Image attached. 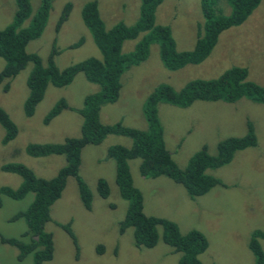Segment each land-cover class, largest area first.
I'll use <instances>...</instances> for the list:
<instances>
[{
    "label": "rangeland",
    "instance_id": "1",
    "mask_svg": "<svg viewBox=\"0 0 264 264\" xmlns=\"http://www.w3.org/2000/svg\"><path fill=\"white\" fill-rule=\"evenodd\" d=\"M88 1L53 0L42 35L31 41L27 50L39 54L46 64L53 48L58 68L88 57L100 58V51L81 19V8ZM97 1L107 28L119 21L132 25L139 18L140 0ZM38 2L32 0L33 11ZM67 2L72 4L71 11L56 32V21ZM220 5L225 7V13L229 12L226 0H221ZM14 10V0H0V30L12 21ZM155 22L170 26L178 50H190L202 22L200 0H163L156 10ZM137 40L126 41L123 50H132ZM77 41L80 45L72 47ZM3 66L0 57V70ZM232 66L246 67L250 81L264 84V0L241 25L223 31L209 56L199 64L167 70L161 62L158 45L151 44L148 57L123 73L120 97L114 103L102 105L100 119L107 124L121 122L127 127L146 129L142 106L161 84L178 90L188 80L213 79ZM31 69L29 63L11 78L8 90L3 87L6 81L0 84V106L18 130L14 139L4 143L5 131L0 125V187L17 189L21 185L19 175L1 170L9 162L22 163L39 177H53L65 164V157H32L26 153V145L61 142L65 137L78 136L81 116L77 109L86 95L99 90L83 73H77L67 86L48 84L33 115L26 116L24 101L29 92L26 79ZM59 99H64L69 108L45 124V114ZM157 114L166 149L179 168H185L203 146L210 155H215L219 141L244 136L248 123L254 125L256 144L236 151L230 162L207 169L206 174L220 183L200 197H190L181 184L166 176L144 177L139 171L138 158L130 160L129 166L134 186L142 191L143 211L147 215L173 220L181 234L195 228L206 236L208 247L199 256L203 264H255L248 240L254 229L264 230V103L246 98L233 103L195 100L187 107H178L161 102ZM129 140L125 136L108 135L99 145L88 144L82 149L79 173L91 191V209L83 205L76 179L68 177L60 197L50 207L51 220L45 224V230L53 235L54 251L52 259L44 264H180L181 252H174L161 240L160 226L158 241L152 248L135 245L132 227L121 230L128 202L120 194L115 179L116 162L107 155L106 148L117 143L127 146ZM99 178L107 182V198L98 193ZM33 198V192L20 199L0 194V235L29 241L27 236H21L27 229L24 219L10 218L26 210ZM67 222L76 242L62 226ZM98 244H102L104 253H96ZM261 244L264 251V239ZM17 254V248L0 242V264L17 262ZM20 264H32V254H27Z\"/></svg>",
    "mask_w": 264,
    "mask_h": 264
},
{
    "label": "trees",
    "instance_id": "2",
    "mask_svg": "<svg viewBox=\"0 0 264 264\" xmlns=\"http://www.w3.org/2000/svg\"><path fill=\"white\" fill-rule=\"evenodd\" d=\"M53 0H39L33 11L32 0H14L15 10L12 21L0 30V57L4 66L0 70V84L3 81L5 90L9 80L14 78L27 64L32 63L26 84L28 96L24 101V113L32 116L37 104L44 97L48 84L63 87L70 84L77 73H83L86 80L99 86L95 93L86 95L82 105L77 109L81 116L78 136L65 137L55 143H28L26 153L32 157L63 155L65 164L51 178L37 176L32 169L19 162H9L1 170L19 175L21 185L15 189L1 186L0 194L12 199H20L28 192L34 198L26 210L15 213L10 220L23 218L27 229L21 237L0 235V242L18 249L16 257L20 262L32 254V264H44L53 257L54 243L51 232L45 230V224L51 220L50 207L60 197L68 177L76 179L80 199L87 209H91V191L79 173L82 149L88 145H99L108 135L128 137V145L117 143L108 145L107 155L116 162V184L121 196L128 202L121 230L132 227L136 246L152 248L156 245L159 226L162 239L172 247L174 252H181L180 264H203L199 256L208 247L206 236L198 229L191 228L185 233L179 232L177 224L166 217L147 215L143 211L142 191L134 186L130 173L129 161L140 160L139 171L146 178L166 176L181 184L190 197H200L211 190L220 180L206 174L207 169L218 168L231 161L236 151L256 144L254 125L248 123L247 133L241 137H227L217 144L215 155L207 152L206 146L195 152L185 168H179L171 153L166 149L163 127L157 114V105L161 102L178 107H187L195 100L222 101L233 103L241 98L264 103V84L260 85L248 79V70L243 66H232L225 69L213 79L196 78L188 80L178 90L169 84H161L145 100L142 112L147 122L146 129L122 125L121 122L107 124L100 119L102 105L116 102L122 88V75L131 66L141 64L149 54L151 44H157L163 66L176 71L188 64H199L204 61L215 47L220 34L241 25L255 10L261 0H226L230 8L219 6L221 0H200L202 22L198 27L194 47L180 51L169 25L155 22V13L163 0H140V15L136 23L127 25L116 22L107 28L98 8L97 0L86 2L81 8V19L91 34L101 57H88L58 68L55 63L56 52L52 51L46 64L37 53L27 50L29 43L38 39L46 26ZM72 4L67 2L55 24L59 32L62 24L68 19ZM132 50L125 52L126 41L137 39ZM80 42L72 44L77 47ZM69 108L64 99H59L45 114L43 122L49 123L62 110ZM0 125L4 128L2 142L6 143L17 135V126L9 114L0 106ZM98 193L107 198L109 187L103 178L97 181ZM1 202V200H0ZM113 206V204H111ZM73 239L70 224H62ZM264 230L254 229L250 233L248 247L251 249L255 264H264V251L261 240ZM96 253H104L102 244L95 248Z\"/></svg>",
    "mask_w": 264,
    "mask_h": 264
}]
</instances>
